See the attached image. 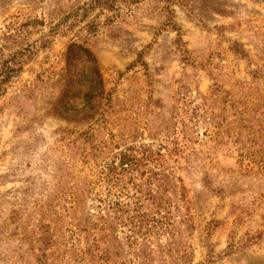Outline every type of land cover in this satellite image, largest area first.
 I'll return each mask as SVG.
<instances>
[{"label":"rangeland","instance_id":"1","mask_svg":"<svg viewBox=\"0 0 264 264\" xmlns=\"http://www.w3.org/2000/svg\"><path fill=\"white\" fill-rule=\"evenodd\" d=\"M72 42L105 89L78 121ZM7 59L0 264H264V0H0Z\"/></svg>","mask_w":264,"mask_h":264},{"label":"trees","instance_id":"2","mask_svg":"<svg viewBox=\"0 0 264 264\" xmlns=\"http://www.w3.org/2000/svg\"><path fill=\"white\" fill-rule=\"evenodd\" d=\"M91 52L83 44L72 42L63 53L66 85L58 106L65 117L77 121L92 118L104 98V81ZM14 72V63L11 59L1 62L0 83L3 84L0 85L1 88ZM132 163L133 160L128 153L118 155L119 166L125 165L126 168Z\"/></svg>","mask_w":264,"mask_h":264}]
</instances>
